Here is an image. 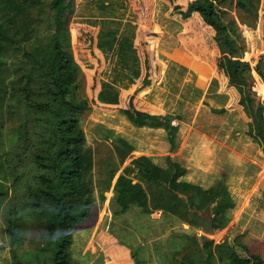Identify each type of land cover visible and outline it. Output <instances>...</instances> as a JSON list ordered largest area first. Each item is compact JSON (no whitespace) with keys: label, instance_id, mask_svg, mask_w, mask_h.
Returning <instances> with one entry per match:
<instances>
[{"label":"rangeland","instance_id":"374dc122","mask_svg":"<svg viewBox=\"0 0 264 264\" xmlns=\"http://www.w3.org/2000/svg\"><path fill=\"white\" fill-rule=\"evenodd\" d=\"M191 1L177 0L171 5L166 0H126V20L104 21L98 28L89 26L82 17L88 13L85 1H74V12L68 25L69 53L79 71V94L90 103L89 111L79 122L84 133V147L92 149L95 140L105 143L99 148L101 153L109 145L118 146L121 141L129 147L130 152L118 165L115 176L123 172L127 177L140 181L149 200V210L142 213L133 207L120 212L115 205L112 188L98 203L93 189V164L90 173L83 175V181L92 189V204L89 217L72 231L69 253L73 264H204L199 236L212 240L214 244L225 241L243 257L246 256L245 247L264 264V155L246 135L250 120L236 106V93L234 90L227 92L222 78L216 72V76L214 74L219 46L212 41V30L195 14L180 20L172 10L173 5L184 10ZM3 7L1 1L0 22L8 23ZM228 13L237 26V40L243 47L240 60L249 62L253 68L264 55L261 29L264 0H258L254 16L238 9ZM104 26L114 33V39L108 42L109 51L102 50L99 54L93 47L94 36L97 37ZM117 45L134 52L138 67L143 66L144 58L147 59L151 66V87L133 94L137 79H131L133 82L129 84L130 71L125 63L120 67L114 57ZM128 50L126 64L129 67L132 61ZM254 77L252 74V88L260 93L257 83L261 82ZM206 86L201 105H230L226 109L237 117L233 124L238 123L239 134L244 133L251 146L243 152L246 160H241V171L229 170L236 174L233 178L229 175L225 188H217L210 197L195 200L193 194L186 190L187 171L184 169L187 165L175 161L177 167L184 168L178 169L183 174L176 175V169L165 163L164 158L168 159V156L159 159L155 152L160 148L159 153L165 152L170 147L167 141L171 136L165 132L162 136L146 132V128L148 117L166 122L170 131L173 128L175 131L181 123H188L201 107L200 100ZM230 95H235L234 99ZM227 100L229 102L225 103ZM173 119H177L179 124ZM11 123L8 120L3 122V154L9 151L14 141L15 131ZM257 152H260L259 156ZM141 163L156 168L157 178L166 174V182L159 180L161 184L157 183L154 175L146 172ZM235 163L241 165L234 160ZM6 167L3 161L0 179ZM144 173L147 177H143ZM203 208L211 210L213 235L201 233L190 219L195 209ZM2 223L0 218V264H11L8 247L11 240L4 234ZM28 236L16 248L17 255L24 251L33 252L40 246L39 241L31 243V238L37 237L36 231ZM43 263L48 264L47 261Z\"/></svg>","mask_w":264,"mask_h":264},{"label":"trees","instance_id":"16d2710c","mask_svg":"<svg viewBox=\"0 0 264 264\" xmlns=\"http://www.w3.org/2000/svg\"><path fill=\"white\" fill-rule=\"evenodd\" d=\"M1 1L8 23L0 22V165L4 161L7 166L0 179V218L4 234L11 240L10 263L73 264L69 253L71 235L74 227L90 215L92 189L83 181V175L90 173L93 164V189L98 203L112 188L120 212L134 207L146 213L148 197L139 182L121 173L115 176L118 165L130 152L122 141L120 146L109 145L103 153L99 150L105 144L103 141L95 140L92 149L84 147L79 122L89 111L90 103L79 94V71L69 53L68 25L75 0ZM84 1L88 13L82 17L91 27L98 28L104 21L126 20V0ZM166 1L172 5L177 0ZM257 2L192 0L184 10L179 5H173L172 10L180 20L195 14L212 30V41L219 46L215 72L236 93V105L250 120L246 135L264 155V104L252 91L251 74L252 70L260 80L262 87L258 84L257 90L264 94V61L260 58L251 68L247 61L240 60L243 47L237 40V26L228 13L238 9L254 16ZM113 36L106 26L94 36L93 47L99 54L102 50L109 51L108 42ZM127 50L125 46H115L114 57L120 67L125 63L130 71L129 84L137 79L133 90L136 94L152 85L151 66L144 58L143 66L138 67L130 49L132 65L128 67ZM148 118V127L169 128L160 119ZM6 120L13 123L15 136L9 151L3 154L1 130ZM141 165L156 181L166 182L165 175L155 176L156 168L147 163ZM143 177H147L145 173ZM32 231H36L37 237L31 238V243L39 241L40 246L33 252L17 255L16 248ZM198 238L204 264H261L260 258L245 247L243 257L225 241L214 244L204 236Z\"/></svg>","mask_w":264,"mask_h":264},{"label":"crops","instance_id":"0c3cea01","mask_svg":"<svg viewBox=\"0 0 264 264\" xmlns=\"http://www.w3.org/2000/svg\"><path fill=\"white\" fill-rule=\"evenodd\" d=\"M213 71L215 74V67ZM251 74H253V77L255 76L253 72ZM254 78L257 77L255 76ZM222 80L226 85L224 78H222ZM258 84L259 83H257V85ZM207 86L202 92L200 100L201 107L193 113L191 120L188 123L179 124L177 119H173V122L179 124L175 131L174 128L172 131H169L168 129L165 130L163 127L146 128V132H153L160 136L165 132L171 136L169 139L170 141H167L168 146L170 145V147L164 150L165 152H158L162 148H151H154L155 152L158 153L159 159H163L166 155L168 156V159L164 158V160H166L165 163H169L173 169H176V175L179 173L183 174L178 169L184 168H182L183 166L177 167L178 165L175 161L181 165H187L184 169L187 171L186 190L188 193L193 194L195 200L204 199L217 188L221 190L222 188H225V183L231 172L234 169L235 171H241L243 168L241 160H246L245 156H243V152L251 146V144L247 142L248 137L245 136L244 133L242 134V132L239 134L240 129L238 130V123L233 124V121L236 120L237 117L232 111L226 109H229L230 105L225 104V107H208L207 105H201L204 98L203 94L207 91ZM260 86L262 87L261 84ZM232 90L233 89L230 87L227 88V92H232ZM252 90L254 91L255 89L252 88ZM227 92H225L226 95ZM222 94L223 93H221V95ZM255 94L260 102L263 100L264 104V97H262V94L257 92H255ZM230 96L232 98L234 97V95ZM233 99L231 101H233ZM228 102L229 101L227 100L225 103ZM210 108L213 110H221V112H211ZM150 113L152 114V112ZM171 116L174 117V115ZM164 145L166 144L164 143ZM156 148H158V146ZM167 150H171V152ZM257 154L259 156L260 152H257ZM234 160L240 162L241 165H239V163L234 164ZM229 170H231V172ZM122 174L128 176L123 172ZM235 174L236 173L231 174L232 178ZM165 177H167L166 174ZM133 181L140 183V181ZM157 183L161 184V181L157 180ZM173 184L174 186H178L175 185L174 182ZM190 201H192L191 197ZM220 214H223V211H221Z\"/></svg>","mask_w":264,"mask_h":264},{"label":"water","instance_id":"95a60500","mask_svg":"<svg viewBox=\"0 0 264 264\" xmlns=\"http://www.w3.org/2000/svg\"><path fill=\"white\" fill-rule=\"evenodd\" d=\"M193 213L190 215V219L197 225L199 231L205 235H213L211 210L205 208L195 209Z\"/></svg>","mask_w":264,"mask_h":264},{"label":"built area","instance_id":"2783aa9c","mask_svg":"<svg viewBox=\"0 0 264 264\" xmlns=\"http://www.w3.org/2000/svg\"><path fill=\"white\" fill-rule=\"evenodd\" d=\"M262 59H263V61H264V55L262 56Z\"/></svg>","mask_w":264,"mask_h":264}]
</instances>
